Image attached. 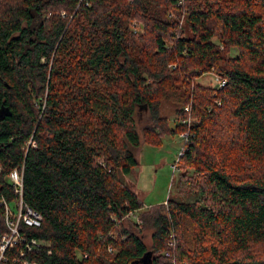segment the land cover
<instances>
[{"label": "trees", "instance_id": "16d2710c", "mask_svg": "<svg viewBox=\"0 0 264 264\" xmlns=\"http://www.w3.org/2000/svg\"><path fill=\"white\" fill-rule=\"evenodd\" d=\"M187 129L182 195L147 207L122 173ZM0 164L37 264H264V0H0Z\"/></svg>", "mask_w": 264, "mask_h": 264}, {"label": "rangeland", "instance_id": "374dc122", "mask_svg": "<svg viewBox=\"0 0 264 264\" xmlns=\"http://www.w3.org/2000/svg\"><path fill=\"white\" fill-rule=\"evenodd\" d=\"M233 50L234 54L237 49L233 48ZM199 81L208 85L219 84L218 75L215 72L203 74L200 76ZM175 110L176 106L172 101H162L161 113L168 117L172 126L176 125L177 117ZM144 115V111H138L136 118L139 128L145 122ZM188 137L189 131L187 129L175 135L166 134L162 137L161 142L157 144L143 141L136 150L139 165L129 174L122 173L121 176L124 182L137 192L147 207L166 202L170 195L175 198L182 195L177 186L185 174V169L179 167L178 161ZM184 180L185 178L183 182ZM191 227L190 230L193 228ZM143 234L145 242L150 243L152 230L146 228ZM190 235L193 236V232ZM171 236L173 237V235ZM200 245L203 247V245L206 246L208 243L202 244L200 241ZM254 245V249H256H253L254 256L263 258L264 241L255 243ZM239 255L241 254L239 253Z\"/></svg>", "mask_w": 264, "mask_h": 264}, {"label": "built area", "instance_id": "2783aa9c", "mask_svg": "<svg viewBox=\"0 0 264 264\" xmlns=\"http://www.w3.org/2000/svg\"><path fill=\"white\" fill-rule=\"evenodd\" d=\"M219 86L225 84V80L218 77ZM187 120H184L186 122ZM189 122V121H188ZM34 145V143H32ZM183 153V151L181 152ZM2 165L0 164V176ZM11 183L8 188L14 192V197L7 199L4 195L0 197V206L3 207V222L0 224V264L10 262H21L22 264H37L24 258L26 253L36 251L42 246L43 241L35 236H30L28 228L40 226L43 222L41 212L33 208L25 201L24 197V169L15 167L7 175ZM0 191L6 193L0 181ZM174 239L169 241L173 245ZM169 255L168 252H166Z\"/></svg>", "mask_w": 264, "mask_h": 264}]
</instances>
